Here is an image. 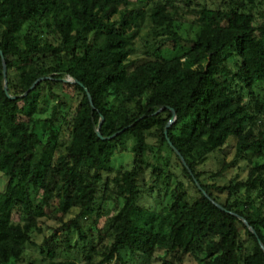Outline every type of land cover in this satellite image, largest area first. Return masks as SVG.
<instances>
[{"label": "trees", "instance_id": "16d2710c", "mask_svg": "<svg viewBox=\"0 0 264 264\" xmlns=\"http://www.w3.org/2000/svg\"><path fill=\"white\" fill-rule=\"evenodd\" d=\"M126 3L0 0V173L6 178L0 191V264L23 261L47 208L62 216L76 210L61 227L70 244L74 231L87 238L81 220L100 217L109 198L120 205L122 200L112 218L110 243L78 262L61 259L58 244L45 239V264H125V252L145 259L163 252V264L171 263L168 255L179 262L191 255L198 264H264V249L242 220L264 244V0H184L196 13L192 47L177 56L139 61L127 57L124 27L136 13L121 14ZM168 3L154 2L152 22L155 29L171 33V40L178 37L179 26ZM142 13L139 9L136 15ZM1 52L10 94L23 95L45 78L24 96L9 98ZM230 57L235 70L227 79ZM69 77L80 84L64 82ZM75 97L72 114L61 116L59 106ZM50 102L49 116L41 117ZM172 109L176 120L166 134ZM102 117L103 136L120 133L102 139L97 134ZM41 123L46 133L39 131ZM62 123L70 143L58 154ZM230 135L236 142L233 163L245 161L246 176L225 185L204 183L199 165ZM129 142L132 165L113 167L115 153ZM148 145L168 146L198 190L195 199L174 192V200L159 212L139 204L138 179ZM166 164L168 176L176 177L170 158ZM212 188L226 198L221 200Z\"/></svg>", "mask_w": 264, "mask_h": 264}, {"label": "rangeland", "instance_id": "374dc122", "mask_svg": "<svg viewBox=\"0 0 264 264\" xmlns=\"http://www.w3.org/2000/svg\"><path fill=\"white\" fill-rule=\"evenodd\" d=\"M160 1L169 2L168 11L171 12L179 26L176 28L178 34L176 39L170 40L172 38L171 33H164L154 28L152 22V16L155 13L154 2ZM139 9L143 13L136 15ZM128 11L136 13L128 17V24L124 27L128 38L126 47L128 52L127 57L130 60L139 61L153 55H162L164 57L177 56L187 52L192 47V40L195 36V27L192 25V22L195 19L196 13L192 7L184 4V0H127L126 5L121 9L120 13L124 14ZM121 14L117 15L115 19L120 20ZM167 38L169 41H166ZM174 44H176V47ZM232 59L233 57H230L229 63L225 66L224 77L227 79H231L235 70L233 63H231ZM65 90H67V87H65ZM52 104L53 102H50L43 106L40 113L41 117L49 116ZM76 105V97L67 101V104L60 105L59 107L62 110L61 116L68 114L69 117L72 114L70 110L74 109ZM44 125L46 124H39V131L42 133H46L47 131ZM178 129L177 135H179L181 127H178ZM61 131L57 142L58 154L66 151L70 143L69 132L65 124H63ZM127 144L128 148L115 153L111 164L113 167L132 165L133 154L129 150L131 142ZM153 144H156V142L153 141ZM235 144V136L230 135L227 144L223 148L210 154L199 165L198 170L203 172L202 180L204 183L225 185L235 176L240 179L246 176L245 161L239 160L233 163L236 150ZM169 151L167 145L161 148L148 145L138 179L141 188L139 204L150 209L153 208L157 212L161 211L165 205H169L174 200V192L183 193L184 198L191 201L199 195L195 185L183 174L181 168L177 166V160ZM168 158H170L172 163L171 169L176 177L170 178L168 176L169 169L166 164V159ZM5 159L6 157L2 155L1 162L5 163ZM154 170L156 171L154 172ZM105 177L106 174L104 173ZM178 180H181L184 186L180 187ZM5 185L6 178L0 173V191L5 188ZM212 191L221 200L226 198V195L219 193L217 189L212 188ZM119 205V201L115 199H106L100 207V217L93 215L81 220L84 230H89L87 238L82 240L78 232L74 231L69 237L70 244H67L64 234L67 231L62 230L61 227H63L64 222L69 221L70 218L75 216L76 210L62 216L53 210V208L50 210L47 208V216L39 219L41 231L36 230L34 233V243L27 244L25 258L17 264H29V261H33L34 264H45L47 254L46 252H42L43 248L46 250V247L43 246L45 239H48L49 243L56 242L58 244L57 251L61 259L81 262L85 256L93 255L92 249H100L110 243L113 236L112 218L117 213ZM14 219L17 221L20 219L18 212H15ZM163 255V252H161L157 253L153 258L145 259L141 256L125 252L123 254V262L125 264H163L164 260L160 258ZM166 259L171 262L170 264H198V261L191 255H186L182 262H179L173 255H168ZM116 264H122V262L118 261Z\"/></svg>", "mask_w": 264, "mask_h": 264}, {"label": "water", "instance_id": "95a60500", "mask_svg": "<svg viewBox=\"0 0 264 264\" xmlns=\"http://www.w3.org/2000/svg\"><path fill=\"white\" fill-rule=\"evenodd\" d=\"M1 55H2V58H3V72H4V78H5V86H4V89H5V92H6V94H7V96H8L9 98H11V99H17L18 97H22V96H24V95L27 94L29 91H31V90H32V89H33V88H34V87H35V86H36L41 80H43V79L45 78V77H40L38 80H36V81L32 84V86L29 88V90H28L25 94H23V95L16 96V95H12V94H10V92L8 91V86H7V66H6V62H5V59H4V55H3L2 52H1ZM64 82H75V83L80 84V82H79L77 79H74L73 77H69V78L64 79ZM86 91L88 92V89H87V88H86ZM88 94H89V92H88ZM89 98H90V100H91V102H92V98H91L90 94H89ZM164 108H165V107L159 109L158 111H160V110H162V109H164ZM158 111H157V112H158ZM172 112H173L174 117H173V118L167 123V125H166V127H165V133H166V134H167V132H168V128H169V127L172 125V123L175 122V120H176V112H175V110L172 109ZM103 120H104V118L102 117V118H101V122H100V124H99V126H98V129H97V134H98L102 139H111V138L115 137L116 135H118V134L120 133V131H119V132L115 133V134L112 135V136H103V135L101 134V132H100V129H101V126H102V122H103ZM169 142L171 143L170 140H169ZM175 150H176V153L178 154V156H180V158H181L183 164L186 166L187 163H186L184 157L181 155V153H180L177 149H175ZM189 170H190V169H189ZM190 173L192 174L193 179L195 180V183H196L197 186L200 188V190H202V192H203L207 197L211 198V197L208 195V193L202 188L200 182L196 179V177L193 175V173H192L191 170H190ZM215 203H216V202H215ZM216 204H217L218 207H220V208H222V209L225 210V208H224L222 205H220L219 203H216ZM236 215H237V214H236ZM237 216H238V215H237ZM240 218H241V217H240ZM242 220L244 221L245 225L249 228V230L252 231V232L255 234V236H256V237L258 238V240H259V244H260L261 247L264 249V244H263L262 241L260 240V238H259V236H258L256 230L250 225V223H249L246 219L242 218Z\"/></svg>", "mask_w": 264, "mask_h": 264}]
</instances>
